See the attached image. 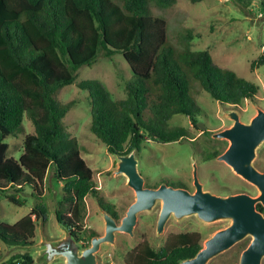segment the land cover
<instances>
[{"label":"trees","instance_id":"trees-1","mask_svg":"<svg viewBox=\"0 0 264 264\" xmlns=\"http://www.w3.org/2000/svg\"><path fill=\"white\" fill-rule=\"evenodd\" d=\"M175 1L0 0V197L23 205L20 193L28 188L34 199L30 211L15 223L0 222L3 245L20 248L33 244L35 222L47 220L42 200L49 169L62 184L55 210L57 223L76 238L87 241L97 235L81 225L87 196L119 218L100 194L93 170L63 121L74 102L61 103L55 97L59 88L75 81L80 67L92 65L99 56L111 58L119 53L131 71L124 99H112L97 79L77 83L88 91L92 131L114 155L141 150L146 136L161 143L186 138V128L169 126L166 121L183 114L196 123L202 110L190 94L188 77L222 105L237 107L243 99L254 101L258 86L253 82L216 65L207 50H179L168 40L165 19L152 15L150 6L166 8ZM234 1L246 8L251 0ZM259 3L264 10V0ZM259 61L264 64V54ZM25 118L33 133H25ZM19 134H23L22 153L18 159L7 157L5 139ZM220 153L211 151L204 160ZM257 207L264 210L260 204ZM201 247L198 232H182L170 235L157 249L143 241L124 261L180 264ZM33 262L24 253L11 255L3 264Z\"/></svg>","mask_w":264,"mask_h":264},{"label":"rangeland","instance_id":"rangeland-1","mask_svg":"<svg viewBox=\"0 0 264 264\" xmlns=\"http://www.w3.org/2000/svg\"><path fill=\"white\" fill-rule=\"evenodd\" d=\"M248 8V9H247ZM247 9V10H245ZM154 16H161L167 25L168 40L179 50L185 47L191 50H207L213 62L221 67L232 69L237 75L258 86L255 99H243L237 107L222 105L210 97L199 82L188 77L190 94L201 108V113L192 122L183 114L173 115L166 124L181 126L188 131L186 138L174 142L161 143L145 137L141 150H135L137 170L144 179L145 186L155 187L165 182L185 185L193 191V163L197 165V176L204 190L215 195L227 196L232 193L247 192L258 195L257 188L235 174L224 162L216 159L205 161L204 155L211 151H224L228 141L214 138L197 125L203 123L207 130L216 132L232 125L227 112L235 110L240 120L248 122L259 107L264 109V64L259 60L264 54V10L259 0H251L244 8L234 0H202L192 3L190 0H176L175 3L159 8L150 6ZM86 79H97L103 83L112 99L126 98L125 85L131 79V71L123 56L119 53L111 58L99 56L90 66L78 69V76L71 84L64 85L55 92L61 103L74 102L63 121L71 138L80 149L81 157L93 170V180L100 189L106 202L114 206L120 219L128 206L135 200L134 191L127 185L123 174L115 175L117 155L107 151L104 143L92 131V106L87 90H82L77 83ZM25 133H33L34 128L27 118L23 121ZM23 134L8 137L7 157L18 159L22 153ZM134 151V150H132ZM253 165L264 171V142L256 149ZM49 169L44 180L42 202L47 209V220L35 222L33 244L27 247H7L0 241V264L13 254H30L34 259L41 250L37 244L42 236L45 239H57L64 236L63 227L57 223L55 210L62 196V184L51 176ZM23 205L10 202L5 196L0 197V222L15 223L26 215L34 204L29 189L20 193ZM161 203L157 202L149 211L138 214L133 235L125 232L115 234V243H103L97 252L98 264L125 263L126 254L146 241L154 249L164 245L166 239L182 232H198L201 245L217 230L229 225V220L203 222L195 215L167 220L161 233L156 232V221ZM83 228H91L97 235L104 233V220L96 199L87 196L84 199ZM250 236L245 237L228 250L213 257L207 264H234L239 261L242 250L249 244ZM90 241V240H89ZM89 244V243H88ZM50 263L63 264V259L56 258ZM261 264H264V258Z\"/></svg>","mask_w":264,"mask_h":264},{"label":"water","instance_id":"water-1","mask_svg":"<svg viewBox=\"0 0 264 264\" xmlns=\"http://www.w3.org/2000/svg\"><path fill=\"white\" fill-rule=\"evenodd\" d=\"M232 125L211 135L228 141V146L216 159L224 162L231 170L254 185L258 195L247 192L232 193L227 196L215 195L204 190L197 176V165L193 163V186L191 191L185 186L169 185L165 182L151 187L144 185V179L137 170L135 150L128 154L117 155L115 175L123 174L127 185L134 191L135 200L128 206L125 215L118 221L104 208L100 207L104 220V233L92 236L86 247H81L83 240L76 238L63 228L64 236L47 240L42 236L37 244L41 248L35 257V264H49L56 258L65 264H98L97 252L103 243L114 244L115 234L125 232L133 235L138 214L151 210L157 202L161 203L156 221L159 234L165 223L173 216L181 219L195 215L203 222L229 220L224 228L214 232L204 241L201 249L191 258L180 264H207L213 257L223 253L247 236L249 244L242 250L239 261L234 264H261L264 258V212L257 205L264 207V171L253 165L257 147L264 142V109L257 108L256 114L248 121L240 120L238 112H227ZM203 130V123L197 122ZM34 264V263H33Z\"/></svg>","mask_w":264,"mask_h":264},{"label":"built area","instance_id":"built-area-1","mask_svg":"<svg viewBox=\"0 0 264 264\" xmlns=\"http://www.w3.org/2000/svg\"><path fill=\"white\" fill-rule=\"evenodd\" d=\"M88 243H89V240H85V241H83V245L82 246H86V245H88ZM49 264H52V263H49ZM63 264H65L64 263V261H63ZM117 264H125V263H117Z\"/></svg>","mask_w":264,"mask_h":264},{"label":"flooded vegetation","instance_id":"flooded-vegetation-1","mask_svg":"<svg viewBox=\"0 0 264 264\" xmlns=\"http://www.w3.org/2000/svg\"><path fill=\"white\" fill-rule=\"evenodd\" d=\"M203 131H210V130H203ZM211 132V131H210ZM175 186H176V184H174ZM185 186V185H184ZM263 212H264V210H262ZM81 245H83V243L81 244ZM87 246V245H86ZM86 246H81V247H86Z\"/></svg>","mask_w":264,"mask_h":264}]
</instances>
